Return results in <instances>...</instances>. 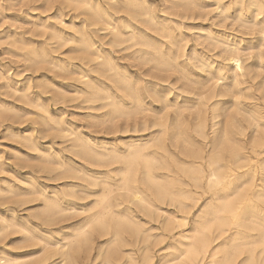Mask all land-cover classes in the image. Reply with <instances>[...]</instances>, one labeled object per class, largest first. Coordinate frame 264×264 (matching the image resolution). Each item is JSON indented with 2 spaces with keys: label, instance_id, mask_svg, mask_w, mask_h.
Returning <instances> with one entry per match:
<instances>
[{
  "label": "bare ground",
  "instance_id": "obj_1",
  "mask_svg": "<svg viewBox=\"0 0 264 264\" xmlns=\"http://www.w3.org/2000/svg\"><path fill=\"white\" fill-rule=\"evenodd\" d=\"M168 1H170L173 6L180 8L183 7L187 11L192 5L196 4L193 0ZM232 1L236 2L237 0ZM144 2L145 0H48V10L52 3H56L58 5L55 7L53 15L51 16L53 19L52 22H48V26L43 25V29L48 28V46H52V48H48L47 52L45 48H41V50L38 51L31 46L23 55H25L26 61L29 62L28 65L34 69H41L43 67L48 68V79L46 80L48 82L46 84H48V92H51L52 99L58 100L64 97L65 92L62 88L63 82L61 81L63 79L61 78L60 73H66L67 75L71 76L63 77L68 80L64 84L73 87V90H71L74 94L72 93V95L82 96V101L88 103V108L101 110L102 112L99 115L104 116H130L133 119V125L135 128H137L136 125L138 124L135 118L137 115L140 117V114L143 115L145 111H149L147 110L148 105L146 106V103L143 101L142 95L139 91L140 84L137 83L138 81L132 80L130 75L127 73V70L122 67L114 54L117 51H127L129 49L131 50L125 54L129 55L133 59L141 60L140 63L143 64V68H145V65L149 64L146 71L148 74L149 71L154 72V76L157 77L156 79L159 81L163 80V78L165 82H167V78L169 81V75L174 73L177 74V78H185L184 82H186V80H188V82H192L191 78L183 73L180 69V58L178 59L180 54L177 45L171 44L170 47L168 46L167 49L163 50V43L161 40L154 38V36L151 37L147 34V32L144 31L146 28L144 30L140 29L137 27L138 23H136V25L134 24L135 22L133 23V21L136 20L140 23H143L144 25L147 24L151 29L157 33L159 32L162 37H166L165 39L171 38V35L168 32H164L159 26L160 24H158L157 18L151 13V11H149L145 5L143 6ZM254 3L256 4L255 8L260 11L261 7L258 4V0H250V4L253 5ZM197 5H201V3ZM65 8L73 12L74 17H72V19L78 18L79 16H83V19L79 23H75L72 19L66 22L63 19L62 12L63 9L66 10ZM203 8L205 9V7ZM192 9L193 8H191L190 11ZM173 10H175V8ZM200 10L201 6L195 11L199 12ZM203 11L204 10H202V12ZM119 12L126 13V16H118L117 13ZM176 13L178 14V10ZM199 13H201V11ZM192 14L193 13L191 12V16ZM202 14L203 13L200 15L202 16ZM191 16L189 17L191 18ZM193 16L196 17V15ZM204 16L207 15L204 14ZM191 19H194V17ZM57 21H59V23H57ZM242 21L244 22L243 19ZM245 23L242 24L245 25ZM253 23L256 24V22ZM254 26H257V24ZM144 27L145 26H143V28ZM149 27H147L148 31L150 29ZM258 27H261L260 31H264V24L259 26L258 23ZM179 28L177 29L180 30ZM215 37L216 38H212L211 35L207 36V39L209 40L204 42L205 45L211 44L215 47H220L217 50H219L220 53L224 51L226 54V59L231 67L230 74L222 72L219 73L218 79L225 81L221 82L223 83L221 88L222 90L217 89L219 88L217 84L212 87H207V82H209L207 80L203 83L201 82V85H199L198 89L193 88L197 92L193 90L190 91L191 86H188L190 88L188 93L191 94L190 100L184 102V105L176 106V103L175 105L173 103V105L176 106L173 119L171 121L170 119H166V122H158L157 124L160 127V129L158 128V132L156 131L154 134H151L145 140H134L127 143L126 150L122 152H119L114 148L108 150L103 148V146V150H98V145L91 142L90 136V139H88L81 136L80 133L76 134L73 138L69 137V147H71L73 150L76 149L77 154L88 155L93 159L100 160V162H108L107 160L112 161L113 159H116L115 162H117L116 157H120L122 158L120 160L122 165H119L115 169L116 173L114 175L119 176L116 179L113 175L107 174L105 180H99L98 177L90 174L89 171H83L82 174L87 176L89 179V184L86 183L87 185H76L75 183L73 184V181L72 184H70L71 182H68L71 185V187H68L72 188V196H75L78 192L75 190L76 187L82 189V196L78 197L79 199H85L90 195L94 196L92 204L88 208L92 211L88 212L89 214L87 218L82 220L84 222L77 227L75 232L69 237L68 241L65 243L62 242L63 244H60V247H58L59 245L57 244L52 245L49 242L48 244L46 243V245L42 248L43 252L41 251L40 253L41 256L42 253L43 255L46 253H49L50 255L57 253L59 254L58 264H76L75 256L73 255L74 251H79V249L82 248V245H87L86 242H90V235L93 233L92 231L94 228H96L102 234H111V236L108 234V243L110 246H112L111 248L109 246L110 251L105 250V252L109 251L107 252V257L103 258L105 264H117L116 262H119V264H138L134 252L124 251L121 249L123 242V231H121L122 228L120 229V225L126 226L128 235L131 230H133V232H137V228H140L135 227L139 225V222L138 224L136 223L138 220L134 222L132 218H130L131 215L129 216V214L132 212L128 211V209H131L129 206L135 205L139 208L141 207V209L143 208L142 212H144V210L150 212L149 215L151 217H156V220H158V218L160 219L161 226L164 229L171 231L179 226H182L184 223L186 224L185 221L187 217L186 215L176 217L175 214L174 216L172 213L168 212L169 210H163V207L161 208L160 204L168 202V204H172L176 209L182 211L184 214H189L192 206L194 207V205L197 204L201 196V194L188 191L184 187L185 182L178 175H176V170L171 168L169 162L166 159V156H171V158L174 159L170 161L173 162L174 160L177 162L181 173L188 177L193 182L195 187L201 189L203 195H206V201H202L198 205V210H196L197 214L190 231L188 233H179V247L177 248L178 254L175 256L173 255L174 258H172V260L166 261L165 264H264V161L257 165L252 163L253 157L251 154H249V152L244 150L246 149L244 147L245 141L241 139V137H235L236 134L243 135L245 130L249 129L251 130L252 134L249 136L250 140H248L250 145L249 150L253 151V153L262 150L264 148V116L256 114V103L251 104L248 102L249 104H245L243 102L245 96L250 98V94L246 92V90L249 88L246 83L250 72L254 70L250 71L248 69L250 67H246L247 64L244 65V63H242L240 58V48L234 44V42L230 43L228 41H221L217 38V36ZM65 45H68V49L61 52L63 57L53 56V51L61 49ZM221 47L223 49H221ZM198 48H200V46ZM210 53L212 54L213 52H209V55ZM194 55L196 56V54ZM214 55L213 57L219 58L217 55ZM261 55L262 54H260V56ZM197 57L199 56H196L195 58ZM75 59H78V61L76 60L78 64L74 62ZM219 59H217V61H219ZM235 59H239L240 61L239 68H237L234 63ZM192 61H194V59ZM192 61H190V63ZM210 66L211 65H209L208 68H210ZM200 67L201 69L203 68V66H199V68ZM205 70L208 72V69ZM217 70L218 68H216V71ZM193 72L195 73V71ZM253 75L254 74H252V76ZM175 79L176 78H174V80ZM178 81L179 79H177V83L183 82L181 80L179 82ZM251 82H255V80ZM190 84L191 83H189V85ZM262 88L264 89V83ZM28 89L29 85L27 86L26 90L23 91L21 97L24 98L26 97V94H29L27 93ZM169 89L172 90V88ZM154 93L156 96H159L155 88ZM166 95L168 96V94ZM35 96L36 97H32V99L29 96L26 98V101L30 105L40 108L39 111H42L43 115L40 114L38 117L40 118L39 120L43 121L48 133L52 134L54 131L56 135L58 134L57 137L60 136L61 138L65 137V135L72 134V129L69 130L65 127H62L58 120L53 119L51 116L52 114H50L49 110L47 109V105L37 99L39 97L38 95ZM180 96H182V94ZM214 97L216 98L211 100ZM246 97L245 99H247ZM188 101L191 102L189 103ZM220 103L223 104V109H221L222 114L217 112V106H219ZM208 104L211 105L209 113V130L211 135L205 130L204 119H201L202 117H200L202 107H206ZM169 105L170 104H165L166 107ZM182 108H185L187 112L189 111L188 109H194L193 111L195 112V119H200L192 127L193 131L198 132L199 136L201 137L200 140L194 139L182 131V127L185 125L187 126L188 124L185 120V116L183 115ZM205 113H207V110ZM219 116H222L224 119L223 122H220L221 118L217 119ZM157 121L159 120L157 119ZM141 122L143 129L152 128L154 125H156L155 123L149 124L145 120H142ZM171 128L174 132L170 134V138L167 140L164 135H166L167 130L172 131ZM32 135L33 134L31 131V133L28 135V139H26V142L28 140L29 148L40 153L39 159L41 161H48L49 163L53 157H51L50 154L48 156L42 155L43 151L41 152V149L38 147V144ZM62 140H64V138H62ZM179 146H188L189 149L193 146L198 147V153L195 150L194 155L197 154L196 156L199 157L200 160L205 158L200 156V150L202 147L207 146L208 149H210L209 154L205 158L207 171H204V167L202 166L201 162H196V164L186 163L184 162L185 160L178 161L175 159V156L171 153L170 148L173 147L175 149ZM223 151H228L229 154L225 152L227 155H224ZM43 167H46V165H43ZM81 167L84 169V166ZM65 169V171H68V173H70V171L73 172V175H76V173L79 175V172H81L71 166H67ZM82 169L80 168V170ZM138 170L140 171V179H138L136 176V172ZM162 170H167V172H163ZM76 177L71 176L72 180ZM111 179L112 181L110 182ZM140 182L144 186L143 189L140 187L141 185H139ZM98 185H101V190H94ZM105 185H107L108 188L107 192H105ZM87 189H89V191H87ZM34 192L39 194V196H42V210L49 215V220H51V218L52 220L55 219V215H60V217L64 214L69 215L68 211H70V209L67 211L68 213H66V208H63L58 203L57 199H50L49 196H44L45 194L43 195L41 191L38 192L35 190ZM102 197H107V199L101 201ZM27 198L30 200L29 197ZM26 202L28 201H25V203ZM98 203L101 204L100 207L97 206ZM71 209L73 210L70 211L71 214L84 212L86 210L83 206H81L79 209ZM0 221L3 225L0 228V235L3 233V231L6 232L7 229L15 230L16 228L17 231L21 228L20 230L22 233L30 231V229L28 230L26 228L27 226L25 227L27 229L26 230L23 225L17 224L19 222H16L15 224V222H13L15 220L13 219L8 221L6 218H3L0 219ZM150 227H148L147 230H151L152 228ZM151 231H148L147 233ZM123 233L125 234V232ZM151 233H149L147 236H153ZM143 235H145V233H143ZM27 237L28 239H26L29 242L32 241V238L35 236H33L30 232V235ZM143 241L144 249L140 256L141 264H148L151 260L153 261V255L151 254L152 251L150 252L147 247L148 239L146 241L145 238ZM23 242H25V240H23ZM38 242L40 246V241ZM99 252L100 251H98V254ZM27 259H25V261ZM22 263L15 259V257L12 259L11 257L7 258L0 256V264Z\"/></svg>",
  "mask_w": 264,
  "mask_h": 264
},
{
  "label": "rangeland",
  "instance_id": "obj_2",
  "mask_svg": "<svg viewBox=\"0 0 264 264\" xmlns=\"http://www.w3.org/2000/svg\"><path fill=\"white\" fill-rule=\"evenodd\" d=\"M193 1L196 4L192 5L187 11L183 7L180 8L173 6L168 0L165 1L151 0L150 4H148L147 1L145 0L143 6L145 5V7L149 11H151V13L157 18V22L158 24H160L159 26L162 28L164 32H168L171 35V38L165 39L166 37H162L159 32L157 33L156 31L151 29L147 24L144 25L139 21L136 20L133 21V23L135 22L134 23L135 25L136 23H138L137 24L138 28L143 30L146 28L147 30L145 29L144 31L147 32L148 35H150L151 37L154 36V38L161 40L163 43L162 45L163 50L167 49L168 46L170 47L171 44L177 45L180 54L178 59L180 58L179 62L182 67V68L180 67V69L182 70L183 73H185L188 77L191 78L192 82L190 81L188 82V80L184 82L185 78L183 77L177 78L178 77L177 74L174 73H171L169 75L170 77L169 81L168 78L167 80L165 79L167 82L164 81V78L163 80L159 81L158 79H156L157 77L154 76L155 75L154 72L149 71L148 74V72L146 71L149 64L145 65L144 66L145 68H143V64L140 63L141 60L133 59L129 55L125 54L129 52L131 49L127 51H117L114 53L115 56L117 57L118 62L122 65L123 68L127 70V73L130 75L132 80L138 81L137 83L140 84L139 91L142 95L143 101L146 103V106L148 105L147 110L149 111H145L143 115L140 114V117L139 115L136 116L135 120L138 125H136L137 128H135V126L133 125V119L130 116L128 117L125 116L110 117L108 115L104 116V115H99L102 112L101 110L88 108V103L82 101L83 97L78 95L76 96L72 95L73 87L64 84L68 80L63 77L71 76V75H67L66 73H60V76L63 79L61 81L63 82L62 88L64 89L65 92L64 97L58 100L52 99L51 92H48V84H46L48 82L46 81L48 79V68L43 67L41 69H34L33 67L28 65L29 62L26 61L25 55L23 54L31 46L38 51H40L41 48H45L47 52H48V48L49 49L52 48V46H48V28L43 29V25L48 26V22L49 23L52 22L53 19L51 18V16L53 15V11L55 8L51 9V11L48 10V0H0V188H1L0 189V219L6 218V220L8 221L13 219L15 220L13 221L15 222V224L16 222H19L17 224L23 225L24 228L27 226L26 228L28 230L30 229V231L23 233L20 230L21 229L20 227H19L20 229L17 231L16 228L15 230L7 229V231L5 230L6 232L3 231V233L0 235V256L7 258L11 257L12 259H14L15 257V259H17L19 262L21 263L23 262L22 264H31V263L37 264V262L38 264L39 263L58 264L59 254L55 253L56 255L55 254L50 255L49 253L48 254L46 253L47 255L46 254L43 255L42 253L41 256L40 253L43 250L42 248L46 245V243L48 244V242L51 243L52 245L57 244L59 245L58 247H60L63 243L68 241L69 237L72 235V233L75 232L77 227L84 222L82 220L83 219L85 220V218H87L89 214L88 212L92 211L89 210L88 208L92 204L94 196L90 195L85 199H79L78 197L82 196L81 193L82 189H79L77 187L75 188V190L78 191L77 194L75 196H72L73 195L72 188H70L71 187L70 184H72V181L73 184L75 183L76 185H81L86 183L89 184V179L87 178V176L82 174L83 171H89L90 174L94 175L95 177H98L99 180H105L107 174L113 175L115 179L119 177L114 175L116 173L114 169H116L119 165H122L120 160L117 159V162H115L116 159H113L112 160L113 162L111 160H107L108 162H104V161L100 162V160L93 159L88 155H79L76 153V149L73 150L71 147H69L70 138H73L75 137L76 134L80 133V135L85 138L88 139L91 138L90 139L91 142L96 143L98 145L97 146L98 150H103V148L110 150L114 148L115 150L121 149L122 151H125L127 148V143L134 140L135 141L145 140L151 134H154L156 131L158 132L160 129V127L157 124L158 122H164V121L166 122V119H170L171 121L175 115L174 112L176 106L184 105V102L190 100L191 94L188 93L190 88H191L190 91L192 90L196 91L193 88L198 89L199 85H201V82L203 83L206 80L209 81L207 82L208 85L211 84L210 86L206 84L207 87H212L216 84V81L219 80L220 85H218L219 88L217 89L222 90L221 88L223 83L221 82H225V81H223L222 79H218L219 73L222 72V73L230 74L231 67L226 59V54L224 53V51H222L224 53L223 54L222 52L220 53V51L217 50L220 47H215L211 44L205 45L204 42H206V40L207 41L209 40L207 39V36L211 35L212 38L213 37L216 38L215 36H217V38L221 41H228L230 43L234 42V44H236L240 48L241 51L240 58L242 60V63H244V65L247 64L246 67H250L248 68L250 71L251 70L255 71V73L254 71H251L249 77H247L246 85H248L249 88L246 90V92L250 94L249 95L250 98L245 96L248 100L245 99L244 97L243 102L245 104L256 103L257 105L256 106L257 108L255 109L256 114L264 116L263 115L264 92H262L264 91V89L262 88L264 83V53L260 52L261 51L260 49H264V37H261L258 34L261 29V27H258V23L259 26L261 24H264V18H261L262 9L259 11L258 9L253 8V5L250 4V0H237L236 2L232 0H193ZM166 2L170 5H168ZM199 2L201 3V5L198 6L197 4H200ZM200 6H201L200 11L201 13H203L202 16L200 15L201 13H199L200 11L199 12L195 11L199 9ZM202 6L205 7V9ZM174 8L175 10H173ZM191 8L193 9L190 11ZM177 10H178V14L176 13ZM202 10L206 12L204 11L202 12ZM62 12H63V19L66 22L70 21L72 17H74L73 12L69 9L68 10L63 9ZM191 12L193 13L192 16H191ZM204 14H206L207 16H204ZM117 15L126 16V13L119 12L117 13ZM193 15H196V17ZM189 16H191V18L194 17V19H191ZM239 17L241 20L239 19ZM172 18L176 19L177 21ZM82 19L83 16H79L78 18L72 20L75 23H79ZM242 19L244 20V22L242 21ZM253 22H256L257 26H254L256 24ZM242 23L243 24L245 23L246 26L243 25ZM178 25L180 26V28ZM143 26L145 27L143 28ZM147 27L150 28L149 29L150 32L148 31ZM177 28H179L180 30H178ZM253 29H255L257 33L256 35L251 34ZM199 46L200 48H198ZM67 49H68V45H65L61 49H57L56 51H53V56L63 57V54H61V52L66 51ZM203 49L205 52L203 51ZM221 49L223 48L221 47ZM181 50L182 51L185 50V51L182 52ZM211 51L213 53L212 54L210 53L209 55V52ZM190 53H192L193 55L196 54V56L199 57L195 58L196 56L195 55L193 56ZM250 53H251V59H249ZM214 54H216L220 59L213 57ZM260 54L262 55L260 56ZM214 58L216 61L214 60ZM193 59L195 62L192 61ZM199 59L202 61H200ZM217 59H219V61H217ZM76 60L78 61V59H75L74 62L77 63ZM190 61H192L191 62L192 64L190 63ZM209 65H211L210 68H208ZM199 66H203L204 69L203 68L201 69V67L199 68ZM216 68H218L217 71ZM205 69H208V72H206L207 70ZM193 71H195V73ZM252 74L254 75L252 76ZM174 78L176 79L174 80ZM177 79L183 82L178 81L179 83H177L176 82ZM253 80H255V82H251ZM189 83L191 84L189 85ZM28 85H29V89L27 93L29 94H26V97L23 98L21 97V95L23 91L26 90ZM168 86L169 88H172V90H170ZM188 86L191 87L189 88ZM258 87L259 90L262 91H259ZM154 88L158 92L159 96H156V94L154 93ZM70 93L72 96L70 95ZM166 94H168V96ZM181 94L182 96H180ZM35 95L39 96L37 99L40 102L47 105V109L49 110L50 114H52L51 116L53 117V119L58 120L62 127H65L66 129L69 130L72 129L71 131L75 133L69 135L64 134L65 137H62L64 138V140H62L60 136L57 137L58 134L56 135L54 131L52 132V134L48 133V130L44 126L43 121L39 120L40 118L38 117L40 116V114L43 115L42 111H39L40 108L38 107L36 108L30 105L26 101L27 100L26 98L30 96V98L32 99V97H36ZM164 97L167 99H165ZM215 98L216 97L212 98L211 100H214ZM188 102L190 103L191 101ZM173 103L174 105L176 103V106H174ZM165 104H170V105L166 107ZM222 106L223 104L221 103L219 106H217L218 108L217 112L219 114H222L221 112L222 111L221 109H223ZM210 109H211V105L208 104L206 105V107H202V112H200L201 113L200 117H202L201 119H204L205 130L207 131L208 134H210V130H209ZM188 110L189 111L187 112L185 108H182L183 115L185 116V120L188 123L187 126L185 125L182 127V131L185 132V134L191 136L192 138L200 140L201 137L199 136L198 132H195L192 129L193 125H195L200 119L199 120L197 118H196L197 120L195 119V115H194L195 112L193 111L194 109L191 108ZM206 110L207 113H205ZM220 118H221L220 122H223L224 119L222 118V116H219L217 119ZM157 119L159 121H157ZM142 120H145L149 124L155 123L156 125H154L152 128L143 129L141 125ZM195 120L196 122L194 123ZM31 131L33 134L32 135L33 138L37 142L38 147L41 149V152L42 151L44 152V153L42 152V155L48 156L50 154V156L53 157L49 163L48 161L47 162L41 161L39 159L40 153L29 148L28 140L26 142V139H28V135L29 133H31ZM172 132H174L173 129L172 131L167 130L166 135H164V137L168 140ZM251 135H252L251 130L246 129L243 135L236 134L235 137L236 138L241 137V139L245 141L244 147L246 149L244 150H246L247 152H249V154H251V156L253 157L252 163H255V165H257L260 162L264 161V148L263 149L261 148L262 150H259L254 153L253 151L249 150L250 145L248 143V140H250L249 136ZM179 147H176L175 149L173 147L170 148V151L172 154H174L175 159H177L178 161L185 160L184 162L186 163L196 164V162H201L202 166L204 167V171H207L205 158L210 152V149H208L207 146L202 147L200 150V156L205 157L203 160H200V158L196 156L197 154L194 155L195 150L198 153L197 151L199 150L198 147L193 146L190 147V149L188 148V146L186 147L183 146L182 148ZM225 152L229 154L228 151ZM225 152L223 151V154L227 155ZM170 158L171 156L169 157L166 156V159L169 162L171 168L173 170L174 169L176 170L175 171L176 175H178L185 182L184 187L188 191L201 194V196L197 204L194 205V207L192 206L189 214H184L182 211L176 209L172 204L170 203L168 204V202L160 204L161 208L163 207L162 208L163 210H167V211L169 210L168 212L172 213L173 215L175 214L176 217L185 216V215L187 217L185 221L186 224L184 223L182 226H179L171 231H169L168 229H164L161 226L160 219L158 218L159 220L158 221L156 220L157 219L156 217H154L155 219L151 217L149 215L150 212L146 210L142 212L143 208L141 209V207L139 208L138 206L135 205L129 206V208L131 209H128V211L132 212L129 214V216L131 215L130 218H132L134 222L138 220L136 223L138 224L139 222V225L135 224L137 225L135 227L136 228L140 227V228H137V232L135 231L136 233L133 232V230H131L129 236L127 233L128 231L126 229V226L120 225V229L122 228L121 231L125 232V234L122 232L123 242L121 249L124 251L134 252L138 264H141L140 256L144 249L143 240L145 238L146 241L148 239L147 241L148 250L150 252L152 251L151 254L153 255L152 257L153 261L151 260L148 264H158V263L165 264L166 261L172 260V258H174V256L178 254L177 248L179 247V241H178L179 233L181 232L188 233L190 231L195 216L197 214L196 210H198V205L200 204V202L206 201L205 200L206 195L202 194V190L195 187L193 182L188 177H186L181 173L177 162L174 160H173L174 163L170 161L174 158L171 159ZM43 165H46V167H43ZM67 166L74 167L81 172H79V175L77 173L76 175H73L72 174L73 172L71 171L70 173H68V171H65L66 170L65 168H67ZM81 166H84V169H82ZM80 168L82 170H80ZM162 171L167 172V170H162ZM81 175H83L84 177ZM71 176H75V177L77 176V177L73 178L72 180ZM136 176L138 177V179H140L139 170L136 172ZM111 181L112 179L110 180V182ZM68 182L71 183L69 184ZM139 185H141L140 187L142 189L144 188L141 182L139 183ZM89 189H87V191H89ZM35 190L38 192L41 191L43 195L45 194L44 196L46 197L49 196L50 199H57L58 203L63 208H66L65 212L66 213L69 212V215L64 214L61 217L60 215L59 216L55 215L56 216L55 219L52 220L51 218V220H49L50 219L49 215L43 212L42 210L43 209L42 196H39V194L35 193L34 192ZM94 190H97V186L96 189ZM99 190H101V185H99ZM33 194L37 198H35ZM4 196H6L7 198ZM27 197H29L31 201L28 200ZM22 199L24 200V202ZM25 201L28 202L25 203ZM81 206L85 207L86 210L84 212L74 213V214L70 213V211H73L71 208L79 209L81 208ZM69 209L70 211H68ZM153 219L156 221H154ZM1 221H0V228L3 226ZM148 227L152 228L151 229L152 231L147 230ZM10 230L13 231L11 232ZM148 231H151L152 233L151 232L149 233L153 234V236L148 237L147 236L149 234L147 233ZM30 232L35 237H33L32 241H29L30 242L29 243L27 241L28 239L27 236L30 235ZM92 232L93 233H91L89 238L90 242L88 241L89 244L86 242L87 245H82V248H80L79 251L77 252L74 251L73 255L75 256L76 264H105L103 258L107 257V252L110 251V248L112 246V245L110 246V244L108 243L109 235L111 236V234L110 233H108L109 235L102 234L96 228H94ZM143 233H145V235H143ZM134 235L136 237L138 236L137 239ZM124 239L127 241H125ZM23 240H25V242H23ZM38 241H40L41 247L39 246ZM123 243L125 246L123 245ZM105 250H109V251L105 252ZM98 251H100L101 253L99 252L98 254ZM42 258L44 259V261ZM25 259H27L28 262L27 260L25 261ZM30 259L31 260L35 259L33 260L35 263ZM116 263L119 264V262Z\"/></svg>",
  "mask_w": 264,
  "mask_h": 264
},
{
  "label": "snow or ice",
  "instance_id": "obj_3",
  "mask_svg": "<svg viewBox=\"0 0 264 264\" xmlns=\"http://www.w3.org/2000/svg\"><path fill=\"white\" fill-rule=\"evenodd\" d=\"M147 3L150 4V3H151V0H147ZM258 4H259V6H260L261 9H262V17H261V18H264V0H258ZM57 6H58V5H57L56 3H52V4L49 6V11H51L52 8H55V7H57ZM255 7H256V4L254 3V4H253V8H255ZM57 23H59V21H57ZM251 34H252V35H256V34H257L256 31H255V29L252 30ZM258 34H259V36L264 37V31H260ZM261 52L264 53V49H261ZM249 59H251V53L249 54ZM234 63H235V65H236V67L239 68V66H240V61H239V59H235V60H234ZM216 84L219 85V84H220V81L217 80V81H216ZM237 99H239V98H237ZM118 151H122V150H121V149H118ZM116 158H117L118 160H121V159H122V158H120V157H116ZM114 171H115V169H114ZM104 188H105V192H107V191H108L107 185H105ZM97 190H99V185L97 186ZM106 199H107V197H102V198H101V201L106 200ZM97 206L100 207L101 204L98 203Z\"/></svg>",
  "mask_w": 264,
  "mask_h": 264
}]
</instances>
